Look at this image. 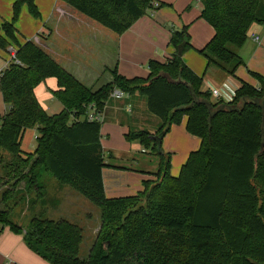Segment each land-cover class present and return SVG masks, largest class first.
Returning a JSON list of instances; mask_svg holds the SVG:
<instances>
[{
	"label": "trees",
	"instance_id": "trees-1",
	"mask_svg": "<svg viewBox=\"0 0 264 264\" xmlns=\"http://www.w3.org/2000/svg\"><path fill=\"white\" fill-rule=\"evenodd\" d=\"M62 1L122 35L155 10L156 0ZM199 1L200 19L215 34L197 51L207 68L236 76L245 64L239 50L252 25H264V0ZM24 5L40 16L34 0H14L12 20L0 23V49L7 52L13 46L21 62L11 63L0 77L8 107L0 115V234L8 227L23 235L28 248L49 264H264V77L252 73L258 86L241 81L231 103L215 100L202 91V77L183 59L192 48L184 27L172 33L176 52L169 59L148 62L147 78L128 79L114 70L113 82L94 91L34 42L18 40L15 23ZM48 78L57 80L52 93L64 107L55 115L45 111L35 93ZM113 89L144 97L147 110L161 121L154 134H127L152 148L159 169L154 179L143 182L142 191L123 198L106 196L102 124L79 120L89 104L103 109ZM183 117L187 132L200 138L201 145L174 177L162 142ZM35 128L37 145L28 154L21 147L23 136ZM45 174L101 210V226L85 256L83 226L51 220L43 212L26 227L13 220L16 208L25 212L49 203L41 184Z\"/></svg>",
	"mask_w": 264,
	"mask_h": 264
},
{
	"label": "rangeland",
	"instance_id": "rangeland-1",
	"mask_svg": "<svg viewBox=\"0 0 264 264\" xmlns=\"http://www.w3.org/2000/svg\"><path fill=\"white\" fill-rule=\"evenodd\" d=\"M37 9L40 13L39 17H34L27 5L21 8L20 16L15 23L18 32V38L21 43L29 41L22 31L19 30L21 26H27L29 23L27 19L22 20V15L25 13L26 17H30L37 28L35 34L42 37L43 34L51 31L52 25L48 24L44 10L49 5L56 4L61 0H34ZM161 3V8L155 9L153 18L158 22L159 35H168L171 30H182L187 28L190 36V42L198 48H203L211 38L212 28L205 21L198 19L197 12H200L202 7L197 0H158ZM157 1V2H158ZM165 2V3H162ZM13 3L14 0H0V22L11 21L13 17ZM43 11V12H42ZM147 14H151L149 11ZM145 17V16H144ZM22 21V22H21ZM99 25V24H97ZM100 26V25H99ZM105 31L112 33L110 30L100 26ZM264 32V25L254 23L249 31L248 39L240 50V55L244 61V65L238 69V74L244 76L243 78L252 84L256 83V77L252 74L254 72H261L264 70V51L261 56L255 59L251 55L258 45L254 43L252 34L262 36ZM155 34V37H157ZM263 37V36H262ZM141 40L133 49L129 51L130 58L124 61L122 70L125 73L117 71L119 75L126 78L133 79L136 76L140 78L148 77L147 63L152 58L150 53L154 51L155 40L147 39ZM165 44V42H164ZM157 45V44H156ZM172 45V44H171ZM159 55L163 58V50H167V43L161 47ZM158 50V49H157ZM198 57H203L197 52ZM5 58H9L8 53L0 49V66H4ZM158 59V58H157ZM161 60V58H159ZM122 61H120L121 64ZM135 71L136 73H133ZM222 71V70H221ZM223 72V71H222ZM224 73V72H223ZM54 78H48L40 84L43 93H46L48 98L40 99L49 114H58L62 110V105L58 100L50 97L53 86L49 81H54ZM113 77L110 72H105L100 79L93 86V90H98L102 86L112 82ZM255 81V82H254ZM46 82V83H45ZM38 88V89H39ZM51 92V93H50ZM50 97V98H49ZM0 97V106L3 108ZM2 112V110L0 109ZM148 111V110H147ZM149 117H153L158 122L152 120L133 121L131 120L132 113L123 112L124 120L116 123L108 118L102 124V146L106 156L107 167L103 170V178L105 184V192L108 198H123L137 195L143 188V182L158 172L159 158L152 152V148L146 146L138 139L129 140L127 134L132 131H148L155 133L161 126V121L149 111L146 113ZM0 115H3L0 113ZM110 119V120H109ZM186 117H183L181 123L174 124L171 130L164 137L162 142V150L166 154L171 155L170 173L174 177L180 175L182 166L187 162L191 152L197 151L200 148L201 140L198 137L190 135L186 130ZM144 126V127H143ZM39 135L38 130L31 129L25 132L22 140V149L24 152L30 154L34 152ZM8 155V154H7ZM112 155V157L110 156ZM41 184L44 186L48 195L49 203L42 208L40 204L36 208L24 212V208H16L13 211V220L23 227L28 226L30 220L39 213L43 212L46 218L51 220L67 219L85 228L86 239L83 244L82 256H85L90 251L94 238L97 236L98 230L101 226V210L85 199L83 196L70 189L69 187H61L58 182L49 174H45ZM26 209V206H25Z\"/></svg>",
	"mask_w": 264,
	"mask_h": 264
},
{
	"label": "crops",
	"instance_id": "crops-1",
	"mask_svg": "<svg viewBox=\"0 0 264 264\" xmlns=\"http://www.w3.org/2000/svg\"><path fill=\"white\" fill-rule=\"evenodd\" d=\"M157 1L158 0H156L155 3H161L160 1ZM197 1L200 2L199 0ZM160 8L161 7H159V9ZM153 12H151L150 15L147 14L145 17L141 18L135 25H133L131 29H129L124 34L118 35L112 32L111 30L110 31L112 33L105 31L100 27L102 25L83 15L64 1H62V3L58 1V3L49 5L44 10L46 19H48V24H53L51 31L43 34L41 38L36 36L37 34H35V29L38 30L40 29V27L37 28V23L30 19V17H26L25 13H23L22 15V20L26 18L29 24L27 26H21L20 23L19 30L24 33L23 35L26 38H28L30 41L34 42L37 46L42 48L52 59L59 63L68 73L74 76L79 82L93 90V86L105 72H110L112 74V77L114 70L122 71V73H125L126 75V70H122L124 61H127V59L130 58L129 51L133 49V47L141 40H145L144 37H147V39H154L155 43L157 44H153L155 47L154 51L150 53V55H152V58L149 61L157 60L160 62H165L176 52L175 47L170 43L172 33L175 30H171L170 34L168 35L158 36L156 32V30H158V22L154 20ZM197 14L198 19L200 20L201 11L197 12L195 15ZM97 24H99L100 26ZM16 33L18 38V32ZM155 34H157V37H155ZM214 34L215 32L212 28V36L210 40L213 38ZM253 35L259 37V41L254 40ZM262 36L257 34L251 35L252 39L254 40V43H256L259 48H256L253 54L251 55V57L254 55L253 57L255 59H257V57H260L261 52L264 51V32ZM164 42L165 44L167 43V50H163L164 56L162 58L159 53L160 50H162L161 47L165 45ZM191 45L192 48L185 52L183 59L187 66L191 68L194 73L202 77V91L206 92L209 91V89H222L228 92L229 94H233L240 87L241 81L247 82L244 79L245 77L243 76V78L242 76H240L238 72H236V76H229L223 73L217 67L211 66L207 68L206 58H201L195 55L198 52L197 50H200L202 48H198L192 43ZM159 58H161V60ZM7 61L8 59L5 58L4 66L6 65ZM120 61H122L121 64ZM4 66H0V69H2ZM132 72L136 73L135 71ZM254 73H257L264 77V70H261L260 73ZM255 81V84H250L258 86L259 82L257 81V79ZM49 82L53 86L51 92L56 91L58 89L57 80L55 79L54 81ZM39 87L40 85L35 90L36 96L45 111L48 113L47 106H45L40 100L48 98V96L46 93H43L41 89L42 87ZM0 97L3 102V108H1L0 106V109L2 110V112L0 111V113L4 115L7 113L8 107L4 103L1 90ZM50 97L52 99L57 100L54 97L53 93H51ZM127 106L131 107V111H126ZM63 110L64 107L62 105V110L59 111L58 114ZM124 111L132 113L131 120L133 121V123L138 120L145 122L147 120H152L154 123H159L157 119L155 120L153 117H149L146 114L148 112L147 101L144 97L139 95L127 96L125 99L120 101H109L106 109L105 122L108 118H111L112 121L119 123L120 121H122V119L124 120ZM5 158L8 162L12 160V156H10L9 154L7 155V153L5 154ZM149 179H154V177H150ZM19 188H24V182L20 185ZM0 264L49 263L28 248L23 235L16 234L7 227L0 234Z\"/></svg>",
	"mask_w": 264,
	"mask_h": 264
},
{
	"label": "built area",
	"instance_id": "built-area-1",
	"mask_svg": "<svg viewBox=\"0 0 264 264\" xmlns=\"http://www.w3.org/2000/svg\"><path fill=\"white\" fill-rule=\"evenodd\" d=\"M160 5L158 3H153V7L157 9ZM155 10H152L153 12ZM254 40L259 41V37L253 35ZM7 53L9 55L8 61L6 62V65L0 69V77L4 74V72L8 69L9 65L11 63H16L20 64L21 62L17 59V49L14 48L13 46H9L7 48ZM209 92L211 93L212 97L215 100H222L225 103H231L235 97V93L229 94L228 92L222 90V89H209ZM128 95L123 92L120 89H113L110 94H109V101L111 100H123L127 97ZM108 103L104 106L103 109H98V107L95 104H89L86 106V113L85 115H82L79 117L80 121H88V122H97L100 124H103L106 119V109H107ZM126 111H131V107L127 106ZM72 119H75V115L72 114Z\"/></svg>",
	"mask_w": 264,
	"mask_h": 264
},
{
	"label": "water",
	"instance_id": "water-1",
	"mask_svg": "<svg viewBox=\"0 0 264 264\" xmlns=\"http://www.w3.org/2000/svg\"><path fill=\"white\" fill-rule=\"evenodd\" d=\"M178 55L179 56H182L183 55V46H179L178 47ZM262 107H263V111H264V103H263Z\"/></svg>",
	"mask_w": 264,
	"mask_h": 264
}]
</instances>
